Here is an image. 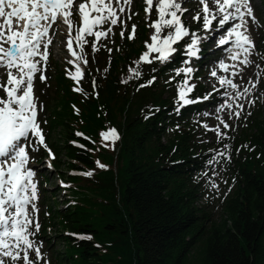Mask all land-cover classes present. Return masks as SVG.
<instances>
[{
	"label": "trees",
	"instance_id": "1",
	"mask_svg": "<svg viewBox=\"0 0 264 264\" xmlns=\"http://www.w3.org/2000/svg\"><path fill=\"white\" fill-rule=\"evenodd\" d=\"M84 54L88 58L87 67L83 80L75 83V88L88 93L86 97L81 92L84 98L81 113L87 118L86 124L70 119L74 114L67 104L56 111L58 118L53 127L43 118L40 121L49 142L47 146L56 154L53 166L59 169L57 164L66 163L106 174L108 169L101 171L95 164L94 147L85 139L75 138L72 130L78 127L95 135L96 129L108 120L120 137L112 144L117 148L112 154L117 152V159L125 161L124 177L114 194L119 202L109 205L108 213L99 223H93L77 207L55 209L66 229L63 233L59 230L55 238L65 248L50 253V263L264 264L262 109L246 115V125L239 134L216 141L215 146L224 148L227 157H231L226 158L231 179L228 175L226 189L212 193L207 185L211 173L208 161L216 157L215 148L211 144L210 149L205 141L196 138V120L190 119L205 103L182 107L177 113L178 104L172 97L183 76L166 83L173 75L164 80L167 69L157 67L154 62L139 66L140 79L128 80L114 58L110 63L101 61V52L93 51L89 45H85ZM180 56L177 53L169 65ZM50 64L47 68L52 67L53 71H46V82L38 79L39 98L46 107V116L51 101L61 94L60 87L53 83L61 78L58 65L55 61ZM152 68L156 69L154 73ZM120 75L128 82L122 83ZM153 75L157 77L154 84L137 91L139 84ZM198 94L203 97L208 90L201 87ZM65 99H70V95ZM72 100L79 101L77 97ZM56 127L63 135L54 141L51 132ZM70 139L80 145L72 144ZM61 154L65 159H61ZM70 177L79 178L78 181L96 190L104 186V190L115 188L112 174L105 180L106 185L102 179H92L94 176ZM202 197L204 201L200 203ZM81 235L91 239L82 240ZM107 248L110 255L106 254Z\"/></svg>",
	"mask_w": 264,
	"mask_h": 264
},
{
	"label": "snow or ice",
	"instance_id": "2",
	"mask_svg": "<svg viewBox=\"0 0 264 264\" xmlns=\"http://www.w3.org/2000/svg\"><path fill=\"white\" fill-rule=\"evenodd\" d=\"M197 2L200 8L192 16V20L201 26L207 34L205 36L198 35L197 31L191 30L182 20V16L189 11L183 7L185 0H145L146 22L150 21L148 26L153 29V34L149 38L150 42L145 41L146 50L134 61L136 67L130 69L132 75L128 80L141 78V64L152 65L155 61L161 65L170 63L174 54L180 51V47H183L182 54L186 57H197L202 42L216 33H219L215 41L216 47L230 46L225 48L226 52L231 53L230 59L245 66L253 63L250 57L253 55L255 44L248 33L250 24L256 22L257 18L251 0ZM131 3L132 0H81L75 5V0H0V68L5 69L7 77L6 80H0V91L3 92V95H0V264H37L44 259L41 251L43 242L35 239L41 228L37 207V172L29 165L34 159L31 153L38 152L41 148L49 152L50 158H55L46 144V134L41 122L37 119L38 111H43L45 105L37 103L38 97L34 90L37 78L41 83L47 80L45 73L50 55L49 46L53 43L50 31L54 33L53 26L57 24L58 19L68 26L66 47L74 58L68 63L75 65L76 73L70 75L71 79L79 84L77 76L82 79L83 73L80 64L76 62L88 63L84 54L85 45H89L93 51H98L96 43L106 39L112 32V27L104 28L108 24L116 26L119 23L122 26L120 35L123 38L125 31L122 15L126 12L125 5L130 11ZM153 11L156 14L154 20L151 19ZM75 15L79 16V21L73 19ZM132 15L127 19L131 20ZM136 34L137 25L132 24L131 33L127 38L134 39ZM88 37H94V41H89ZM186 38V42L181 45V41ZM74 41L79 48V54L73 49ZM108 51L111 52L112 49L109 48ZM189 63L188 59L182 61L183 65ZM218 66L224 72L237 67L235 64H225L224 61H219ZM151 71L154 73L156 69L152 68ZM173 71L175 75L166 83L183 76L176 84L177 113L180 108L207 100L212 95L209 93L203 97L189 98V94L197 87L191 82L195 69L187 66ZM232 75L238 76L239 72L234 71ZM211 76L216 77L217 72L212 71ZM156 79L155 75L151 76L139 84L137 91L152 86ZM128 80H123L122 83H127ZM218 82L221 87L238 88L233 79L227 77H221ZM92 84L95 90V80ZM213 88L217 91L215 86ZM74 91H80L86 97L88 95L79 87L74 88ZM247 92V88L243 92L237 91L234 99L239 100ZM225 96L226 99H232L227 94ZM255 102L249 100L250 104ZM227 107L231 108L232 104H227ZM236 107L239 111H235L233 115L239 119L245 106L237 104ZM216 111H221V108L218 107ZM250 114L249 112L248 115ZM220 123L225 129L230 127L224 120ZM204 128L215 131L218 141L226 135L218 128L209 129L207 124ZM102 136L113 143L120 138L115 128L102 133ZM217 155L224 157L225 154L219 152ZM215 159V156L211 157L208 164L211 165ZM227 159L230 160L231 157ZM97 165L99 168L106 167L98 161ZM48 167L51 168V164ZM82 175L91 177L93 171L84 172ZM212 186L216 187L215 184ZM80 239L90 240L91 237L81 235ZM45 264L48 262L45 261Z\"/></svg>",
	"mask_w": 264,
	"mask_h": 264
},
{
	"label": "rangeland",
	"instance_id": "3",
	"mask_svg": "<svg viewBox=\"0 0 264 264\" xmlns=\"http://www.w3.org/2000/svg\"><path fill=\"white\" fill-rule=\"evenodd\" d=\"M79 2H81V0H75V5H78ZM251 6L254 9V15L257 18L256 22L250 24V31L248 33L255 44L253 55L250 57V60L253 61V63L245 66L238 61L230 59L231 53L225 51V48L230 46L216 47L215 41L218 38L219 33L212 35L211 38L202 42L199 46L200 51L198 52L197 57L187 58L182 54L183 47H180V51L177 53H180L182 56L171 65H169L171 62L166 63L165 65L167 66H165L164 64L161 65L158 61H155L157 67L167 69V73L163 75L164 80L168 79L171 75H175L173 71L174 69L187 66H191L195 69L191 82H194L197 87L189 94V98L193 95L200 97L198 92L201 87H205L208 90V94L212 93L207 100H202L205 104L201 105L199 112L195 113L190 118L196 120L195 122L198 127L196 138L205 141V144L209 145L210 149L215 148L216 159L211 165H209L211 173L210 177L207 179L208 191L212 193L219 192L223 188L226 189L227 184H229L227 182V177L229 175L231 179V174L228 172V166L226 163V150L215 146V143L218 140L216 132L205 129L204 125L207 124L209 129L218 128L222 134L226 133L222 138L225 139L236 136L241 132L246 125V115L249 112L262 109L261 112L264 113V0H251ZM145 7V0H132L130 11H128V6L125 5L126 12L122 15L125 36L122 38L120 35L122 26L119 23L116 26L108 24L105 25L104 28L112 27V32L106 39H102L100 42L96 43L98 45L99 53L101 52L102 54L101 61L110 63L114 58L121 68H123L122 73H125L127 77L132 75L130 69L136 66L134 61H136L146 50L145 41L150 42L149 38L153 34V29L148 26L150 21L146 22ZM183 7L188 8L189 11L182 16V20L190 26L191 30L197 31L198 35H207L204 33L201 26L192 20V16L195 15L200 8L197 0H185ZM133 13L136 15H132ZM129 15H132L131 20L127 19ZM155 18L156 14L155 11H153L151 19L154 20ZM73 19L79 21L80 18L78 15H75ZM13 24L15 26V23ZM132 24L137 25V34L134 39H128L127 36L131 33ZM53 28L55 29L54 33L52 31L49 33L53 43L49 46L50 55L48 62L52 64V61H55L58 65V77L61 75V78L59 77V82L53 83L55 87H60L61 94L59 98L51 101L47 116L44 114L46 110L45 107L43 111H38L37 119L42 122L43 118L44 121L48 122L53 127L54 121L58 118V116H56V111L64 109V106L68 105L69 109H71L74 114L70 119L72 121H79L86 124L87 118L81 113L84 99L83 94L79 91H74L76 81L71 79L70 75L76 73L75 65L68 63L69 60L74 59L66 47V42L69 37L68 26L65 25L61 19H58L57 24L54 25ZM90 38L94 41V37ZM186 40L187 38L185 41H181V45H183ZM109 48L112 49L111 52L108 51ZM73 49L79 54V48L75 41L73 43ZM177 53H175L174 56ZM123 56L126 58L125 60H123ZM185 59L190 61L188 65L182 64V61ZM127 60H129L128 63ZM219 61H224V63L228 65L235 64L237 67L229 68L228 72H224L218 66ZM76 63L80 64L84 78L87 65L80 61H77ZM46 71L51 73L53 69L50 67L47 68ZM212 71L217 72L216 77L211 76ZM234 71L239 72V75L233 76L232 72ZM221 77L233 79V82L238 85V88L231 89L227 86L221 87L218 82ZM6 78L5 69L0 68V80H6ZM83 78L81 79L79 75L77 76L79 81L83 80ZM120 79L123 81L126 80V77L120 75ZM254 84L255 87H253ZM213 86H215L217 91H214ZM39 88L37 78L35 80L34 90L35 95L38 97V104L42 103L41 98H39ZM245 88L248 89V92L239 100L234 99L236 92H243ZM225 94L232 97V99H226ZM0 95H3L2 91H0ZM66 95H70V99H65ZM74 97H77L79 101L72 100ZM172 97H177V91ZM249 100H255L256 102L255 104H250ZM199 102L185 106V108H193ZM227 104H232V107H227ZM237 104L245 106V110L241 113L239 119L233 115L235 111H239L236 107ZM218 107L221 108V111L219 112L216 111ZM205 113H208L209 115H205ZM221 120L229 123L230 127L228 129L223 128V125L220 123ZM112 128L115 127L111 126L110 122L107 120L103 123V126L96 129L95 135L87 133L78 127L73 128L72 133L75 138L80 137L85 139L94 147L93 156L97 168H99L97 165L98 161L106 166L105 168H99L101 171H106L108 169L106 174H97L99 170H90L93 171L92 176H94V178L92 179L96 181L102 179L105 184V180L110 177V174H112L115 187L114 190H104L105 186L102 190H96L88 184L78 181L79 178L70 177L84 176L82 173L88 172V169L70 167L66 163L57 164L56 166L59 167V169L54 168L53 164L56 154L53 150H51V152L54 153V159L50 158L49 152L43 148L38 152L31 153V156L34 157V159L29 167L36 169L37 172L36 180L38 182L39 196L37 207L39 209L38 220L41 225L39 234L35 239L43 242L41 251L44 257V259L38 261L37 264H45V261H47L48 264H51L50 253L61 252L62 248H65V245L60 242L58 238H55L56 235L60 233L59 230L62 233L66 231L60 221V216H58L57 213L58 211L56 212L55 209L65 210L69 207H77L86 213L93 223H99L104 220L105 215L108 213L109 205L119 202V200L116 201V199H114V194L119 189V183L124 177L125 161L122 158L117 159V152L115 155L112 154L114 150L117 151V148L112 147L113 142L110 139L105 140L102 136V133L107 132ZM76 133H82L83 135L77 136ZM62 135V130L58 127L54 128L51 132V138L54 141H57L56 138ZM70 142L72 144L80 145L75 139H70ZM47 143L49 142L46 139V144ZM211 144L213 145V148ZM219 152H223L225 154L224 157L217 155ZM61 159H65L62 154ZM49 164H51V168L48 167ZM213 184H215L216 187H213ZM203 201L202 197L199 202L201 203ZM76 235L79 236L80 234ZM100 250L103 251V248H100ZM106 254L110 255L109 248H107ZM32 258H35L34 254H32Z\"/></svg>",
	"mask_w": 264,
	"mask_h": 264
},
{
	"label": "bare ground",
	"instance_id": "4",
	"mask_svg": "<svg viewBox=\"0 0 264 264\" xmlns=\"http://www.w3.org/2000/svg\"><path fill=\"white\" fill-rule=\"evenodd\" d=\"M6 10H7V9H6ZM7 11H8V10H7ZM13 23H15V24H16V21L14 20V21H13ZM20 23L22 24V22H20Z\"/></svg>",
	"mask_w": 264,
	"mask_h": 264
}]
</instances>
